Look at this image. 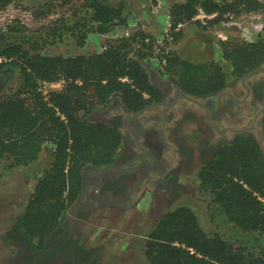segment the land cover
<instances>
[{
  "label": "trees",
  "instance_id": "obj_1",
  "mask_svg": "<svg viewBox=\"0 0 264 264\" xmlns=\"http://www.w3.org/2000/svg\"><path fill=\"white\" fill-rule=\"evenodd\" d=\"M7 2L0 0V6ZM198 6L218 13L210 25L226 20L229 12L241 16L264 9L260 0H185L171 6L172 30L190 22ZM50 12L51 4H44L37 15ZM124 26L128 17L123 3L84 0L70 19L57 20L43 36L29 40L12 25L2 37L0 57L12 60L0 64V70L18 67L21 82L14 93L0 99V180L5 171L37 161L46 142L57 145L50 168L37 180L24 210L4 236L6 241L17 243L21 237L31 245L39 240L44 246L49 235L62 232L63 216L82 192L84 169L107 165L118 157L122 133L113 124L91 119L95 110H106L116 99L135 112L161 98L144 65L155 39L150 36L146 43L142 31L121 37L98 53L50 56L41 52L44 46L61 42L64 34L82 47L91 32L105 35ZM173 34L178 42L183 30ZM221 48L231 69L215 60L190 61L171 50L165 74L188 94L206 96L264 61V36L254 42L223 40ZM61 79L67 81L64 88L46 98L40 82ZM198 179L219 213L215 219L234 240L220 232L209 235L197 213L182 205L163 213L147 235L148 264H264V153L258 139L244 133L221 145L201 165Z\"/></svg>",
  "mask_w": 264,
  "mask_h": 264
},
{
  "label": "flooded vegetation",
  "instance_id": "obj_2",
  "mask_svg": "<svg viewBox=\"0 0 264 264\" xmlns=\"http://www.w3.org/2000/svg\"><path fill=\"white\" fill-rule=\"evenodd\" d=\"M156 86L161 98L141 110L132 112L114 101L97 112L99 121L115 125L123 136L118 157L107 164L113 166L89 170L81 203L76 213L69 208L64 214L62 232L49 235L44 246L20 237L7 264H93L91 250L80 239L104 211L125 214L147 201L148 218L157 220L189 189L183 178L221 145L248 133L260 140L264 152V61L240 78L231 77L222 90L194 96L197 101L183 96L173 78ZM186 125L194 127L191 133Z\"/></svg>",
  "mask_w": 264,
  "mask_h": 264
},
{
  "label": "rangeland",
  "instance_id": "obj_3",
  "mask_svg": "<svg viewBox=\"0 0 264 264\" xmlns=\"http://www.w3.org/2000/svg\"><path fill=\"white\" fill-rule=\"evenodd\" d=\"M0 6V45L2 37L10 26L20 27L24 36L32 38L43 36L47 28L57 20L70 19L74 10L79 9L84 0H7ZM115 4L125 5V14L128 17V26L116 27L108 34L91 32L84 46L79 47L71 36L64 34L61 42L49 44L42 48L45 55H77L92 54L103 50L109 43H113L121 37L142 31L146 35L159 37L164 29L157 25L165 24L171 20L170 9L174 3L185 2V0H110ZM221 1V0H220ZM264 3V0H260ZM44 4H51V12L48 15H37ZM72 22V20H71ZM150 28V29H149ZM155 34L151 33V31ZM158 33V34H157ZM264 36V9L245 17L236 16L234 19L223 20L215 25L202 26L191 23L183 29V36L172 44V51L177 52L183 58L194 62H209L215 60L225 69H231L230 64L224 60L221 42L223 40L232 43L257 41ZM144 65L156 84H163L171 78L159 73L153 63L144 61ZM21 76L19 68L10 65L0 70V99L14 93L20 86ZM56 86H48L46 90H56ZM114 101H119L114 99ZM112 102V104H113ZM95 110L91 119L99 120ZM194 128V127H193ZM192 128V129H193ZM192 129L185 126L186 133ZM46 142L39 159L29 166L17 167L5 171L0 180V264H7L18 248L12 242L6 241L4 236L10 231L18 217L24 210L37 180L50 168L53 160L52 151ZM198 165L194 173L183 178L184 184L189 189L171 203L166 210L176 207L190 206L198 215L201 225L212 235L214 232L224 234L226 238L233 241L231 236L225 233V229L215 219L216 213L211 204L212 198L209 194L199 191ZM150 205L142 202L139 206L128 210L125 214L104 211L92 221L91 229L82 233L81 243L92 252L93 264H148L144 253V243L156 220L150 221ZM215 219V220H214ZM17 249V250H16ZM16 250V252H15Z\"/></svg>",
  "mask_w": 264,
  "mask_h": 264
},
{
  "label": "built area",
  "instance_id": "obj_4",
  "mask_svg": "<svg viewBox=\"0 0 264 264\" xmlns=\"http://www.w3.org/2000/svg\"><path fill=\"white\" fill-rule=\"evenodd\" d=\"M217 2H220V0H217ZM218 16V13H208L205 11V9L202 6L197 7V13L196 15L191 19L190 22H184V23H179L176 28L172 30V22L171 20L168 21L167 27L165 28L163 34L159 37H154L155 39V44L153 47V50L150 52V54L146 57V61L153 63L156 66V70L159 73H163L164 75L166 72V65H167V57L169 56L171 50H172V44L174 43V34L173 32H178L180 30H183L186 26H188L191 23L194 24H200L202 26H208L210 25L209 23L211 20L216 18ZM236 15L234 13H227L224 15V18L226 20L228 19H234ZM241 17H245V14L241 15ZM129 32L127 31L126 36H130ZM150 35H147L145 37V42L149 43L150 42ZM253 42V41H250ZM130 56H134L133 53L130 54ZM12 58H7L6 56H1L0 57V64L3 62H9L11 61ZM167 76V75H166ZM76 83L81 84L82 82L80 80H75ZM67 81L65 79H61L56 82L48 83L45 81L40 82L41 89L46 96V98L49 96L51 91H47L46 88L48 86L52 87H57L56 90L52 91H61L64 86L66 85ZM145 97L148 98L149 95L145 94ZM49 147L51 148L52 151V156H54L57 145L53 141H48L47 143Z\"/></svg>",
  "mask_w": 264,
  "mask_h": 264
},
{
  "label": "water",
  "instance_id": "obj_5",
  "mask_svg": "<svg viewBox=\"0 0 264 264\" xmlns=\"http://www.w3.org/2000/svg\"><path fill=\"white\" fill-rule=\"evenodd\" d=\"M153 82L156 84V82L153 80ZM180 92H181V94L183 95V96H185L186 98H188V99H191V100H195V101H197L198 99L197 98H199V97H194V96H191V95H188L183 89H181L180 88ZM102 112H100V114H101ZM99 114V113H98ZM137 114H138V112L135 114L136 116H137ZM99 116V115H98ZM260 141V140H259ZM262 145V144H261ZM264 153V152H263ZM113 165H104L103 167H100V168H102V169H99V167H97V168H94V170L95 169H98V170H100V171H104V170H107V169H109V168H111ZM90 169H92V167H90V166H88V167H86L85 169H84V171H83V186H82V190H83V192H85L86 191V187H87V184H86V178H87V174H88V172H89V170ZM83 192H81V194L80 195H82L83 194ZM82 197L81 196H79L77 199H76V201L70 206V210L71 211H73L74 210V213H76V211H75V209H77L78 208V206H79V204L81 203V199ZM75 208V209H74Z\"/></svg>",
  "mask_w": 264,
  "mask_h": 264
},
{
  "label": "crops",
  "instance_id": "obj_6",
  "mask_svg": "<svg viewBox=\"0 0 264 264\" xmlns=\"http://www.w3.org/2000/svg\"><path fill=\"white\" fill-rule=\"evenodd\" d=\"M164 25H165V24L157 25V26L159 27V31H158L159 33H160L161 29H164V30H165L166 27H165ZM149 29H150V28H149ZM150 31H151V30H150ZM151 33L155 34V33L152 32V31H151ZM157 34H158V33H157Z\"/></svg>",
  "mask_w": 264,
  "mask_h": 264
},
{
  "label": "bare ground",
  "instance_id": "obj_7",
  "mask_svg": "<svg viewBox=\"0 0 264 264\" xmlns=\"http://www.w3.org/2000/svg\"><path fill=\"white\" fill-rule=\"evenodd\" d=\"M220 17V16H219ZM214 21V20H213ZM212 23V22H211Z\"/></svg>",
  "mask_w": 264,
  "mask_h": 264
}]
</instances>
